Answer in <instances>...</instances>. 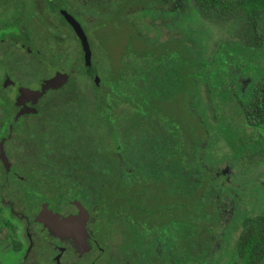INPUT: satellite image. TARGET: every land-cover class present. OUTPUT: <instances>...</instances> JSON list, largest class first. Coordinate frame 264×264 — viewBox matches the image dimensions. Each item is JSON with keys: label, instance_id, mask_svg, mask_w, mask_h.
<instances>
[{"label": "flooded vegetation", "instance_id": "1", "mask_svg": "<svg viewBox=\"0 0 264 264\" xmlns=\"http://www.w3.org/2000/svg\"><path fill=\"white\" fill-rule=\"evenodd\" d=\"M127 1L0 0V264H237L242 231L264 215V150L250 149L264 132L237 115L224 118L242 130L221 131L203 81L212 72L244 96L264 67L201 68L193 100L197 9ZM109 23L149 25L160 43L181 34L183 52L121 50L112 66L93 52ZM232 137H247L245 154Z\"/></svg>", "mask_w": 264, "mask_h": 264}, {"label": "trees", "instance_id": "2", "mask_svg": "<svg viewBox=\"0 0 264 264\" xmlns=\"http://www.w3.org/2000/svg\"><path fill=\"white\" fill-rule=\"evenodd\" d=\"M188 1L197 9L200 17L206 21L218 22L234 18L239 23V36L235 39H227L218 43L208 58L204 56L206 44H203L202 41L208 39L210 34L205 30H200L201 28H195L196 25L193 26L194 24L190 23V39L197 42V44L191 45L189 49L191 70L190 95L191 98H194L193 100H196V94H198L197 86H199V82L196 79H198L199 73L197 71L201 68L214 69L225 67L248 71L256 68L263 69L264 0ZM127 2L129 6L133 3L132 0H128ZM127 14H133V12L127 11ZM174 14L178 15L177 12H174ZM196 24L200 26L199 23ZM220 53L224 55L221 54L219 56ZM230 53L238 55L232 56ZM247 54L251 56H247ZM248 73L247 76L251 78L252 73ZM227 75L222 74L221 77L226 78ZM217 79L218 76H214L212 72L203 76V81L208 85L206 94L212 100L217 116H221L219 122L221 131L229 133L242 130L239 126L233 128L232 120L224 118L237 115L254 132H264V77L262 80L254 82L251 90L246 92L244 96L239 95L236 90L226 86V84H229L226 79H221L223 86L218 89L216 87L219 83ZM256 137L253 135L251 148L246 143L247 137L240 138L239 145L235 143L232 137L229 140L230 147L238 149L237 155L245 154L249 148L255 154L264 150V136L259 135ZM238 254L240 262L237 264H264V215L253 218V224L242 231L238 241Z\"/></svg>", "mask_w": 264, "mask_h": 264}, {"label": "rangeland", "instance_id": "3", "mask_svg": "<svg viewBox=\"0 0 264 264\" xmlns=\"http://www.w3.org/2000/svg\"><path fill=\"white\" fill-rule=\"evenodd\" d=\"M189 22L194 24L195 28H201L200 30L207 31L210 36L208 39L201 40L203 44H206V50L204 51V56L206 58L211 56L212 50L215 46L218 45L221 41L227 40V39H235L237 36H239V23L236 21V19L232 18L226 21H206L202 18L199 19V16L196 12V10H193L192 6H189ZM144 23H149L148 21H145ZM156 23H159L157 20ZM181 23V22H180ZM196 23H199L197 25ZM97 29V30H96ZM95 32L96 35L93 38L94 39V47L93 52L94 56L99 55L100 52H108L109 54V62L112 66H115V61L117 60L118 53L121 50L125 51H138L143 54L151 53L155 56H157L159 59L163 57L164 54H166L168 51L170 52H183V43L181 42L182 35L180 30L178 33L179 35H176V37H179L176 42H163L160 43L158 41V38L156 35L153 34L152 30L149 28V25L140 24L136 28L133 29L132 26L129 24H118V23H109L106 26L100 25L99 28H96ZM164 34L163 38L166 35V30L163 29ZM101 53V58H102ZM106 63V61H105ZM205 91L203 90V93ZM203 100H206L205 95L203 94L201 96ZM181 101V100H180ZM169 110L171 112V115L173 118L180 122V124L184 123V126L187 129V126L190 123V120L188 121V118L184 119L183 110L181 106L178 104H174L173 106L169 107ZM211 121V118H210ZM193 125H190V127ZM193 137V136H192ZM220 147L222 149V152L225 150L226 153L228 148L224 141L221 140ZM261 172H264V169L259 168L258 169ZM242 180L248 179V177L243 173L241 175ZM263 212V209L260 210Z\"/></svg>", "mask_w": 264, "mask_h": 264}, {"label": "water", "instance_id": "4", "mask_svg": "<svg viewBox=\"0 0 264 264\" xmlns=\"http://www.w3.org/2000/svg\"><path fill=\"white\" fill-rule=\"evenodd\" d=\"M71 25L73 26V29L75 30V33H76L77 37L79 38V40L82 44L83 50H84L85 55H86L87 64L90 65V50H89L87 39L83 33V30L81 29V27L77 23H71Z\"/></svg>", "mask_w": 264, "mask_h": 264}]
</instances>
